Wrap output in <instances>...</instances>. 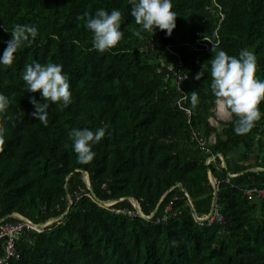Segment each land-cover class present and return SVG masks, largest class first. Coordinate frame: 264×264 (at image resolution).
I'll return each mask as SVG.
<instances>
[{"label":"trees","instance_id":"1","mask_svg":"<svg viewBox=\"0 0 264 264\" xmlns=\"http://www.w3.org/2000/svg\"><path fill=\"white\" fill-rule=\"evenodd\" d=\"M172 4L175 28L165 42L158 28L142 32L143 39L133 34L139 26L129 0H0V54L13 25L38 29L11 66L0 65V93L9 98L0 145V233L19 221L14 214L36 224L52 220L43 232L24 227L13 240L16 255L2 264H264V201L245 192L264 186V101L261 119L245 134L234 133L233 114L220 127L210 122L216 106L210 59L218 50L252 51L256 76L264 80V0ZM97 8L118 9L122 19L121 41L103 53L84 27L83 14ZM34 61L61 63L69 77L72 103L50 104L47 126L29 115V96L42 98L21 79ZM184 76L188 100L180 106L176 83ZM101 126L106 134L93 146V161L78 162L68 132ZM211 176L220 182L217 191ZM92 195L116 201L114 208H134V197L146 215H155L117 213ZM215 200L223 221L198 220L195 214L210 213ZM8 240L0 237V258Z\"/></svg>","mask_w":264,"mask_h":264},{"label":"clouds","instance_id":"2","mask_svg":"<svg viewBox=\"0 0 264 264\" xmlns=\"http://www.w3.org/2000/svg\"><path fill=\"white\" fill-rule=\"evenodd\" d=\"M129 3L131 4L130 15L134 17L139 26L133 32L135 36L143 39L142 32H154L157 28L166 30V35H171L177 16L173 10L172 0H129ZM83 16L84 27L90 31L92 47L96 51L100 53L109 51L121 41L123 37L122 19L118 9L114 8L108 12L104 8H97L93 14L89 15L85 12ZM37 35L38 29L34 24L13 25L11 38L6 42V47L0 54V65L11 66L16 59L15 54L18 47ZM62 69L61 63L41 64L34 61L25 66L21 75L26 86L25 90L29 93L39 92L42 98L40 102L35 97L29 96L30 103L34 105V111L29 115L44 126L48 124L47 110L50 104L59 103L67 107L72 103L69 77ZM203 71H206L205 65L202 66V71L196 74L197 80L203 75ZM210 71L212 77L210 89L216 104L222 112L230 113L228 120L231 119V114L236 117L234 133L241 135L249 132L261 119L259 105L264 101V80L256 76L255 54L248 49H241L238 55H228L225 51L218 50L210 59ZM190 101L193 107L198 104V95L195 90L192 91ZM8 107L9 98L0 93V117H3V120H0V145L4 142ZM212 117L215 118L214 115ZM219 121L222 120H217L218 123ZM105 134L106 128L103 126L95 130L88 127L70 129L68 136L78 162L88 164L93 161L96 155L93 146L97 145ZM151 214L154 216L155 212ZM47 222L49 225L52 220Z\"/></svg>","mask_w":264,"mask_h":264},{"label":"built area","instance_id":"3","mask_svg":"<svg viewBox=\"0 0 264 264\" xmlns=\"http://www.w3.org/2000/svg\"><path fill=\"white\" fill-rule=\"evenodd\" d=\"M197 42L200 43V45L202 47H208V43L205 42L202 39H197ZM179 63V60H177ZM168 72L173 71L174 70V66L173 64H170L169 67L166 68ZM177 76V74H176ZM185 78L184 77H179L177 80V88L181 91V96L178 100V104L180 106H183L187 103L188 100V96L187 94L182 90L181 86V82L182 79ZM187 113H190L189 108L187 109ZM213 115L215 116V118H217L218 120H228L230 118V116L226 115L225 111H221L218 107V105L216 104L215 108L213 109ZM229 117V118H228ZM212 118H210L211 121ZM217 122V121H215ZM218 123V122H217ZM211 124H213V121H211ZM197 133V132H196ZM210 141L211 142H215V134L213 133L210 137ZM205 141L202 142V144ZM214 159V157H210L208 159V161H212ZM231 176H234V174H232ZM211 181L213 183V185L215 186L216 191L218 190V186L220 184V182L217 181V179L213 178V176H211ZM245 192L248 194L249 199L251 200H259V201H264V186L263 187H258V186H253L251 188H248L245 190ZM96 201H98L95 196H92ZM132 199H134V202L132 201ZM216 199V198H215ZM132 204L134 205V208H114L113 204L116 201H105V202H100L98 201V203L102 206H105L108 209H111L112 211H115L117 213H123L125 215L131 216V217H135V216H139L142 217L146 220H151L153 216L150 215H145L142 211L141 205H140V201L135 199V198H130ZM109 203V204H108ZM171 209V206L167 207V211H169ZM17 216H19V221L17 223H8L6 225H4L2 227V231L0 233V237L2 236H8L9 240L7 241V245H6V254L7 256L0 258V264L4 263L7 258H11L14 255H16V251L14 250V238L19 234V232L24 228L27 227L31 230H35L38 232H42L45 230L46 225L48 224H36L34 222H32L31 220L24 218L23 216L17 214ZM196 218L200 221H207L208 224H211L213 221L217 220V221H223V215L219 210V207L217 206L216 200L213 203L211 212L203 215V216H197V214H195ZM167 218V214H165L163 217L158 218L157 220L159 221L160 219H165ZM18 256V255H17Z\"/></svg>","mask_w":264,"mask_h":264},{"label":"rangeland","instance_id":"4","mask_svg":"<svg viewBox=\"0 0 264 264\" xmlns=\"http://www.w3.org/2000/svg\"><path fill=\"white\" fill-rule=\"evenodd\" d=\"M225 113H226V115L230 116V113H229V112H226V111H225ZM228 118H229V117H228ZM217 120H218L217 118H213V119H211V121H213V124H214V125L220 127V122H221V121H219V123H217V122H215V121H217ZM221 158H223V157H221ZM85 179L88 181V174H87V173H85ZM132 201L134 202V199H132ZM107 202H109V201H107ZM134 203H135V202H134ZM108 204H109V203H108ZM14 215H17V214H14ZM63 216H64V214L61 215L60 217H58L57 219H61ZM150 216H153V214H150ZM18 217H19V216H18Z\"/></svg>","mask_w":264,"mask_h":264},{"label":"water","instance_id":"5","mask_svg":"<svg viewBox=\"0 0 264 264\" xmlns=\"http://www.w3.org/2000/svg\"><path fill=\"white\" fill-rule=\"evenodd\" d=\"M160 35H161V38H162L163 41H165V42H169L170 41V36L166 35V30H161ZM221 157H223V155H221ZM259 169H264V168H259ZM88 186H89V188H91L89 177H88Z\"/></svg>","mask_w":264,"mask_h":264}]
</instances>
